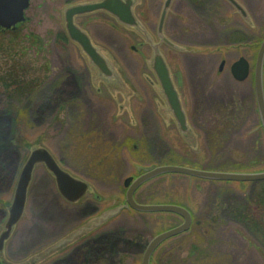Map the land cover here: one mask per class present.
Masks as SVG:
<instances>
[{"label": "rangeland", "instance_id": "rangeland-1", "mask_svg": "<svg viewBox=\"0 0 264 264\" xmlns=\"http://www.w3.org/2000/svg\"><path fill=\"white\" fill-rule=\"evenodd\" d=\"M256 1L257 16L264 19V0ZM68 3L66 0H31L25 13L29 20L27 30L18 36L0 35V231L7 220L21 168L36 147L47 149L62 168L87 182L90 192H86L80 204L71 205V209H65L66 203L62 199L59 203L63 207L51 203L49 193L58 200L55 182L46 174L44 166L37 165L24 214L4 245L2 257L12 264L27 262L67 236L65 233L71 228L77 229L81 221L91 220V217L81 218L87 207H95L98 211L117 207L124 199V179L139 175L143 170L159 165L196 166L211 171L264 169V130L260 126L254 96L243 101L238 91L225 108L222 107L223 98L208 96L212 88L217 89L218 79L222 78L217 67L225 58L223 54L233 48L226 42L237 40L230 32V26L240 21L231 6L224 3L225 11L216 19L220 26L224 24L226 42H221L224 46L220 49L211 44L208 49L189 46L199 55L215 54L216 64L208 69L210 81L206 83L203 97L201 89L195 99L188 83L179 85L193 133L192 139L186 140L170 115L158 113V105H162L160 109L165 105L156 92L150 62L144 61L145 58L149 60L152 49L141 45L145 39L136 31L115 20L113 23L103 13L91 15L97 19L93 21L94 32L101 30L112 35L109 46L106 45L112 53V62L137 94L131 98L114 94L116 98H111L103 84H99L100 94L91 88L84 58L73 44L60 40L64 36L60 11ZM157 5L138 3L134 7L135 15L139 19V12L146 7L154 19L151 10L157 9ZM178 18L185 25V18L181 15ZM111 23L114 29H111ZM258 30L261 40L264 26ZM33 34L38 37L41 48L30 45L31 41L26 37ZM148 34L156 40L155 34ZM54 46L65 60L64 66L58 60ZM160 49L172 76L181 80L184 72L180 63L185 53L190 52L186 50L188 46H179L175 50L161 46ZM232 53L227 64L236 55L235 50ZM236 88L240 89L239 86ZM54 90V97H44ZM58 90L64 93L59 95ZM11 91H15L13 98L9 95ZM227 102L224 98L225 105ZM123 108L130 110L129 114ZM164 151L167 154L162 156ZM238 186L235 182H213L183 174H161L140 184L134 191L138 203L181 204L189 207L196 219H202L201 225L160 244L150 264H264V211L255 210L254 216L259 214V223L243 221L245 224H241L232 220L242 221L231 214L232 219L221 218L220 196L212 203L214 190L219 189L221 193L237 190ZM248 186L242 189L244 194L250 190ZM260 187L264 184L256 185L253 192L259 193ZM248 196L246 194L244 199ZM239 197L241 195H236L238 202L244 203ZM59 215L62 220L58 222ZM49 217L54 220L49 221ZM180 223L182 219L176 214L124 209L95 231L91 230L93 233L90 231L37 264H49L59 255L67 254L82 239L108 227L123 229L125 236L140 242L144 248L158 233ZM191 244L199 248L193 256L188 255ZM117 250L113 264H141L143 250L136 253ZM67 259L64 264H73L76 260L75 257ZM96 264L110 263L100 259Z\"/></svg>", "mask_w": 264, "mask_h": 264}, {"label": "flooded vegetation", "instance_id": "flooded-vegetation-1", "mask_svg": "<svg viewBox=\"0 0 264 264\" xmlns=\"http://www.w3.org/2000/svg\"><path fill=\"white\" fill-rule=\"evenodd\" d=\"M30 1L31 0H29V4L27 8L23 11V13L20 14L19 16L17 15L18 23L16 24V26L12 29L7 30L3 34L8 33L12 36H18L20 32L27 30L26 26L28 25L29 20L25 13H26V10H28L30 6ZM67 1L69 3L66 4L64 7L70 4H74V3L90 2L94 0H71V1L66 0V2ZM136 1L138 3H147V4L158 3L157 9L153 8V10H151L152 15L155 16L154 19L150 17V11L147 10L146 7L141 12H139V20L141 22V25H143L145 30L148 31L150 34L151 33L155 34L156 40L154 42L157 43L159 50H161L160 49L161 46H165L171 49L173 48L171 47L169 43H166V41H164L158 36L159 32L161 35H163L164 38H166L172 43H175L176 45H179V46L187 45L188 46V49L186 50L190 52L189 54L185 53V56L183 60L181 61L182 63H180L183 68V72H184L183 76H180L181 80H179V78L175 76H173V78L175 79V84L177 85L178 88H180L179 86L180 84L185 83V82L188 83L190 85L193 98L195 97V99H198L196 97V96H199V93L197 92L198 89L202 90L201 97H203L205 90H206L205 89L206 83L210 81V77H209L210 74H207L210 72L208 69H211L212 65L216 64L215 59H214L216 55L215 54L205 55L204 53L199 55L195 52H192L193 49L190 47H194V48L207 47L208 49L209 45L211 44V46H215L214 48L220 49L219 48L220 46H224V44L221 43V42H224V43L226 42V39H225L226 37L224 36L225 35L224 34L225 29L223 26L224 24L220 26L219 22H217L216 19L222 16L223 14L222 12L225 11L224 3H227V2L225 0H171L168 13L165 16V19L161 26V31H160L159 29L160 18H161V14L163 11V5L166 0H136ZM237 1L244 7L245 11L247 12V16L246 18H243L240 15L233 12L234 15L238 16L240 22L239 24L235 26L231 25L230 27H232V29L230 32L234 34L237 40L226 42L227 46L233 47V48L232 50L228 49V51L225 52L226 56L223 54V57L225 58L221 59L220 63L218 64L217 71L219 75L222 76V78L218 79L219 85L217 86V89L212 88V90L209 91L208 93V96L210 98H216L217 95L220 98H223L222 107L224 108L228 106L227 104H229V100L233 101L238 91L239 93L237 94H239V97L243 101L245 100L248 101L249 99L252 98L251 96H254L253 102H255V105H256L255 63L257 59L258 49L262 41L264 40V36L261 38V40H259V30L260 29L258 30V28H261L264 26L263 24L264 19H259V17L257 16L259 14L257 12V4H256L257 1L256 0H237ZM62 9L60 11L61 19L63 16ZM99 13H103V12H99ZM103 14H105L107 18L109 17L112 20V22L114 21V18L111 17L110 15L106 13H103ZM180 15L185 18L186 20L185 25L182 24V22H180L178 18ZM90 16L91 15L77 17L76 23L81 28L85 29L89 33L93 43L101 49V52L103 53V55L106 58L111 59L110 56L112 55V53L109 52V48L106 47V45H108V43L110 42L112 35L107 33V31L103 32L101 30H98L97 33H95L94 30H95L96 25L93 24L94 23L93 21L97 19L95 17H92V16L90 17ZM113 23L110 24L111 29H114ZM219 28H221L222 30L220 31ZM91 34L95 36L94 37L95 39L91 36ZM28 36L26 38L30 39L31 41L30 45L34 46L36 44L38 45V48L42 47V45L38 44L37 36H34V34L30 35L29 37ZM62 38H65V37H62ZM143 42L144 43L141 44L142 46L147 47L150 50L152 49L151 44L145 41ZM54 49L58 56V60L61 62L62 66H64L65 60L64 59L62 60L61 56L58 53L59 51L57 50V48H55V46H54ZM132 50H135V49L132 48ZM234 50H235L236 55L227 64L226 60L231 59V56L233 55L232 51ZM201 55H205V56H201ZM144 58H145V55H144ZM241 58H244L248 62V75L243 80L237 81L233 77L231 71H232V68L237 63V61ZM144 61H148V58H145ZM200 74L202 75L200 76ZM88 76L90 80V86L92 88L91 75L89 74ZM156 83L155 85L160 89V85L157 80H156ZM238 86L240 87V89H237V88L235 89V87H238ZM263 88H264V79H263ZM55 91L56 90H54L51 93L47 92L49 94H44V97L47 99L54 97L52 95L56 94ZM57 93L61 95L64 92H62L61 90H58ZM181 95L183 97L182 92H181ZM224 98L228 99V102L226 103V105L224 103ZM183 105L187 113V108L184 102H183ZM196 110H195V113H197ZM233 113L234 111L231 112V114ZM260 126H261V122H260ZM164 154H167V151H164L162 156ZM262 183L264 184V179H260V180L249 183L248 189L250 190L246 191V194H249L247 200L244 199L246 194H244V191H243L245 188L244 186L248 185L246 183H237L239 184L237 190L235 189L226 190L221 193H220L221 190L219 189L214 190L213 192L214 200L212 201V203H215L216 197L220 196L221 198L220 199L221 218H223L224 220H227L229 218L232 219L230 217V214H231L237 217L238 219L242 220V221H239L236 219H232L236 222H241V224H245L244 222H249V221L252 224L253 223L255 224V221L259 223V220L257 218L259 214H257L256 217L254 215H255V210H257L258 208L260 209L261 212L264 211V187L259 188V190L261 191V192L259 191V193H254L253 189L256 187V185L262 184ZM236 195H241L239 199L240 200L244 199L245 202L244 201H243L244 203L238 202ZM49 196L51 197L47 199L51 203L57 204L58 206H62V204L59 203V201L62 199L66 203L65 209L72 208L71 205L73 204L67 203L59 195V193H57L58 200H56L57 197L53 196V194L51 193H49ZM78 204H80V202ZM74 205L76 206V204ZM262 206L263 208H261ZM56 209H59V208L56 207ZM96 211L97 209L95 207L94 208L92 206L87 207L86 209L82 211L81 218L85 219L89 217L90 215L96 213ZM58 217L60 218L58 219V222H59L60 220H62L61 218L62 216L59 215ZM191 218H192V223H191L192 227L193 226L197 227L202 224L201 222L202 219L200 220L199 218L196 219L194 215L192 214V212H191ZM194 218L196 220H194ZM47 219L49 221L54 220L51 217ZM48 227L52 228L50 227V225ZM72 229L74 228H71L69 231H71ZM124 233L125 231L123 229H120L117 227H108L104 231L98 232L92 237H90L91 235H89L86 238L82 239L80 242L75 244L71 248V250L69 249L70 250L69 252L65 251L67 254L59 255L57 258L52 260L49 264H64L68 261L67 258L69 257H75L76 260L73 262V264H96L100 259H105L108 263L113 264L114 257L116 256V253L119 252L117 250L119 248L122 250L123 253H136V252H142V250L144 252L147 244L143 246L144 248H142L140 246V242H135L134 239H131L130 237L125 236ZM139 246L141 247L140 251L138 249ZM198 249L199 248L196 247L194 244H191L188 255L193 256L194 251H197Z\"/></svg>", "mask_w": 264, "mask_h": 264}, {"label": "water", "instance_id": "water-1", "mask_svg": "<svg viewBox=\"0 0 264 264\" xmlns=\"http://www.w3.org/2000/svg\"><path fill=\"white\" fill-rule=\"evenodd\" d=\"M227 1L241 15L245 16V10L236 0ZM170 3L171 0H166L164 3L160 18V31ZM136 4H138L136 0H96L92 2L74 4L66 7L63 10V27L66 31V34L70 41L78 46L88 66L96 72V81H103L111 90L120 91L125 96H128L130 94V91L121 80L120 75L116 72V70L112 66V63H110V61L105 58V56H103V54L101 53V49L93 44L89 35L75 24V17L104 11L114 17L119 24L126 28L133 29L138 34H140L147 42L150 43V37L148 33L134 15V7ZM27 5L28 0H0V30L5 31L6 29L11 28L17 22V18L15 17L17 12L24 10ZM159 36L161 37V39L166 41V43H169L170 45L175 47L171 42L162 37L160 32ZM151 46L152 58L150 61V67H152L160 83L162 96L168 104L169 110L174 117L181 136L186 140L188 137L189 139H192L193 133L187 122L185 112L181 105L179 93L177 92V89L173 84L169 69L165 63L163 56L158 51L157 46L152 44ZM263 61L264 41L259 48L255 64L257 104L261 123L264 128V96L262 85ZM247 67V62L244 59H241L232 68L233 76L238 80L244 79L247 75ZM37 163L44 164L46 169L55 178L58 192L65 200L70 203H76L88 191V189H90L86 182L77 179L71 176L66 171L62 170L58 166L52 155L46 149L42 147H36L32 149L30 155L28 156L20 171L12 201L8 207V217L2 230L0 231V259L2 264H12L6 262L3 259V248L5 242L12 234L15 225L18 223L24 213L28 186L32 178L33 169ZM168 173L183 174L201 179L216 181L244 182L264 179V172H215L171 165L153 168L134 180L132 178H128L125 180L124 184L126 187H128L125 197V204L107 210L99 216L92 218L84 225L72 231L64 238L59 239L57 242H55L39 254L31 257L27 262H23V264L41 263L43 259L45 260L47 257L58 253L69 244L89 233L91 230L99 227L101 224L112 218L124 208H132L140 212H170L180 215L184 219L183 224L157 235L148 244L141 264H149L151 254L162 241L186 231L189 228L190 224L189 213L182 207L176 205H142L136 203L133 199V193L140 184L158 175Z\"/></svg>", "mask_w": 264, "mask_h": 264}]
</instances>
